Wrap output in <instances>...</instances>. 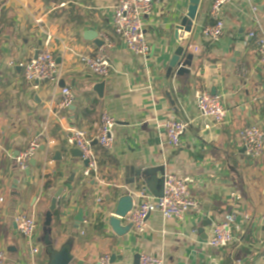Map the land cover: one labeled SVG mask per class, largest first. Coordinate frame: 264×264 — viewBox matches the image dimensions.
I'll return each instance as SVG.
<instances>
[{
    "label": "crops",
    "instance_id": "crops-1",
    "mask_svg": "<svg viewBox=\"0 0 264 264\" xmlns=\"http://www.w3.org/2000/svg\"><path fill=\"white\" fill-rule=\"evenodd\" d=\"M117 0H0V251L3 264H48L39 241L50 230L58 249L75 231V216L84 221L74 239L69 264H139L142 254L163 264H264V157L251 160L239 140L246 126L264 127V69L258 40L264 35V0H233L222 9V37L214 43L203 36L211 22L213 0H201L190 33L175 28L186 15L189 0L155 1L143 16L151 53L145 62L115 35L112 11ZM104 42L112 66L107 78L92 75L79 61ZM254 33V36H251ZM50 37V40L48 38ZM103 45V46H104ZM179 46L192 54L189 74L178 75L169 63ZM47 48L60 71L57 84L26 82L19 63ZM197 48V51L194 50ZM146 64V65H145ZM103 84L96 91V86ZM69 88L75 103L59 109L61 89ZM215 90L228 112L222 126L206 128L196 94ZM116 119L114 144L105 150L94 143L99 181L84 175L85 161L67 144L69 129L93 136L101 114ZM188 123L179 147H171L163 127L169 116ZM42 144L25 171L15 158L34 137ZM244 150V151H243ZM164 168V175L190 178L199 202L181 218L153 213L143 232L122 236L109 226L118 198L147 190L129 188L131 169ZM28 171V172H27ZM160 176V174H158ZM137 182V179H136ZM57 210L50 228L44 213L56 192ZM102 197L101 202L97 198ZM18 213L38 222L31 248L13 223ZM230 220L235 242L215 249L207 242L214 225ZM125 222V221H124ZM127 223V222H125Z\"/></svg>",
    "mask_w": 264,
    "mask_h": 264
},
{
    "label": "built area",
    "instance_id": "built-area-1",
    "mask_svg": "<svg viewBox=\"0 0 264 264\" xmlns=\"http://www.w3.org/2000/svg\"><path fill=\"white\" fill-rule=\"evenodd\" d=\"M158 0H117L112 11V26L116 36L125 44L126 48L136 57L145 62L148 60L151 48L144 33L143 16L149 14L152 5ZM160 1V0H159ZM167 1V0H162ZM233 0H213L210 9L211 22L203 28L202 34L207 41L217 42L223 35L224 22L221 16L222 9ZM251 33V36H254ZM50 40V37L48 38ZM112 46L108 38L105 45L100 47L93 55H80V63L95 77L107 78L111 74V63L106 48ZM197 51V48H194ZM258 52L260 63L264 69V35L258 40ZM146 65V64H145ZM22 75L26 82L38 87L43 82L57 84L60 79L56 58L47 48L40 50L35 58L19 63ZM197 108L200 116L206 121V128L222 126L227 122L228 112L220 95L210 92L196 94ZM75 103V96L69 88L61 89L59 109L66 110ZM116 124L115 117L104 111L99 119L93 136L77 128L69 129L67 144L76 148L81 153V158L87 162L84 175L99 181V165L94 150V143L105 150H111L114 144L113 129ZM163 127L166 132L167 143L174 148L181 144L188 123L178 120L175 116H169ZM239 140L245 150V155L251 160L264 157V127L252 125L244 127L238 134ZM42 144V137L31 139L27 146L15 158L17 168L25 171L30 166ZM190 178H181L174 174L164 175V190L162 197H154L147 190L140 191L139 201L133 204L132 210L126 215L124 221L132 225V229L138 233L147 228V220L153 213H159L164 219L181 218L184 214L199 207V202L191 193ZM102 197L97 198L101 202ZM19 234L27 241L31 248L33 260L41 253L39 246L34 244L38 230V222L33 214L18 213L13 218ZM235 242V236L231 229L230 220L214 225L212 235L207 244L215 249H225ZM6 260L4 251H0V264ZM109 255L103 256L99 264H110ZM139 264H163V259L151 255L142 254Z\"/></svg>",
    "mask_w": 264,
    "mask_h": 264
},
{
    "label": "water",
    "instance_id": "water-1",
    "mask_svg": "<svg viewBox=\"0 0 264 264\" xmlns=\"http://www.w3.org/2000/svg\"><path fill=\"white\" fill-rule=\"evenodd\" d=\"M201 0H189V7L186 15L182 18L180 24L175 28V39L179 40V33L183 31L185 33H190L196 20L198 8ZM93 37V40L98 46H103L104 42L98 39L95 32L89 34ZM186 48L184 46H179L169 63V72L172 69H176V74L183 75L189 74L191 67L193 55H185ZM38 52L35 53L34 58ZM58 62V60L56 61ZM103 87V84H98L96 86V91H100ZM212 94H215V90H212ZM244 151V150H243ZM73 156H81L79 150H73ZM34 160L30 161V165H34ZM87 165V162L85 161ZM131 169V178L127 181L129 188L135 189L140 185H144L154 197H162L164 190V168H145L143 164L136 165ZM28 172V171H27ZM160 174V176H158ZM137 179V182H136ZM61 192H56L50 199L49 206L44 213L43 225L46 228H50L52 224V219L54 212L57 210L58 198L60 197ZM134 204L133 196L130 194H125L118 198L116 207L114 210V216L109 220V226L111 230L118 236L125 235L132 229L130 223H125L124 219L126 215L132 210ZM74 232L71 236L64 242L58 249L56 246V241L52 238L50 230L46 231L43 237L39 240L44 248V252L48 257V264H69L72 260V246L74 239L78 237V229L80 224L84 221L83 210H80L75 216Z\"/></svg>",
    "mask_w": 264,
    "mask_h": 264
}]
</instances>
